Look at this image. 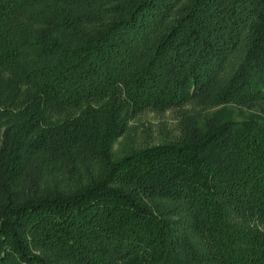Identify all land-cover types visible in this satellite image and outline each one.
I'll return each mask as SVG.
<instances>
[{
	"label": "trees",
	"instance_id": "1",
	"mask_svg": "<svg viewBox=\"0 0 264 264\" xmlns=\"http://www.w3.org/2000/svg\"><path fill=\"white\" fill-rule=\"evenodd\" d=\"M0 264H264V0H0Z\"/></svg>",
	"mask_w": 264,
	"mask_h": 264
},
{
	"label": "rangeland",
	"instance_id": "2",
	"mask_svg": "<svg viewBox=\"0 0 264 264\" xmlns=\"http://www.w3.org/2000/svg\"><path fill=\"white\" fill-rule=\"evenodd\" d=\"M191 104L185 105V110L189 109ZM231 108L236 111L235 107ZM183 111V108H179L160 112L147 109L140 112L129 123L125 134L114 143L112 150L114 157L118 158L131 149L150 147L175 140L180 135Z\"/></svg>",
	"mask_w": 264,
	"mask_h": 264
}]
</instances>
